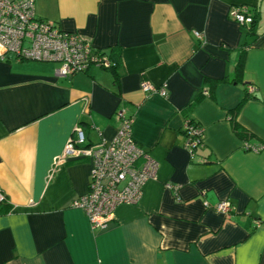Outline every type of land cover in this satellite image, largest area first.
I'll list each match as a JSON object with an SVG mask.
<instances>
[{
	"label": "crops",
	"instance_id": "1",
	"mask_svg": "<svg viewBox=\"0 0 264 264\" xmlns=\"http://www.w3.org/2000/svg\"><path fill=\"white\" fill-rule=\"evenodd\" d=\"M242 5L257 10L253 28L229 15ZM35 11L118 65L61 77L55 63L0 56V264H264V150L244 146L264 144V0H35ZM119 112L158 167L138 203L93 229L70 205L91 160L54 161L76 127L83 145L113 139ZM187 119L203 129L193 152Z\"/></svg>",
	"mask_w": 264,
	"mask_h": 264
},
{
	"label": "built area",
	"instance_id": "2",
	"mask_svg": "<svg viewBox=\"0 0 264 264\" xmlns=\"http://www.w3.org/2000/svg\"><path fill=\"white\" fill-rule=\"evenodd\" d=\"M229 13L240 25L250 26L254 21L253 8L246 5L235 6ZM195 36L203 40L202 33L196 31ZM6 54H12L16 60L55 63V73L61 77L84 72L90 65L101 68L111 65L107 56L94 53L91 44L78 34L39 18L35 11V0H0V56ZM141 88L145 92L166 95L164 86L156 87L142 82ZM254 90V85L248 86L249 93ZM117 118L119 126L114 138L100 139L90 145L82 144L85 136L76 127L77 138H69L62 153L54 161L57 165L68 158L85 157L91 160L87 190L75 197L70 205L84 212L93 229L107 227L119 205L138 203L143 185L155 178L158 167L157 162L133 138V116L119 112ZM183 130L185 147L193 152L203 143V129L197 122L187 119ZM244 146L250 152L264 150V144L244 143ZM6 202L7 198L0 189V206ZM215 210L227 214L232 211V204L221 201Z\"/></svg>",
	"mask_w": 264,
	"mask_h": 264
},
{
	"label": "trees",
	"instance_id": "3",
	"mask_svg": "<svg viewBox=\"0 0 264 264\" xmlns=\"http://www.w3.org/2000/svg\"><path fill=\"white\" fill-rule=\"evenodd\" d=\"M253 12H254V15H253V17H254V21H253V23L251 24V28H253L254 25L256 24L257 17H258V13H257V10H256L255 7H253ZM99 54H100V55H105V56L108 57L109 61L111 62V65H110V68H109V69H113V68L116 67V65H118L117 62H116V60H115V58H112L111 56H109V55H107V54H105V53H102V52H99ZM237 68H238V69H241V68H242V58L240 59L238 65H237ZM215 82H216V81H212V83H215ZM248 93H249V92H248ZM249 94H250V93H249ZM243 101H244V99L238 104V106L235 108V110H237V109L240 107V105L243 103ZM232 123H233V129H234V131H235L238 135H240V136H242V137L248 135V133H247V132H246V131H245L240 125H238V123H237V121L235 120V118H233Z\"/></svg>",
	"mask_w": 264,
	"mask_h": 264
}]
</instances>
